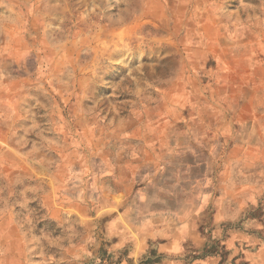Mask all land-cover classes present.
<instances>
[{"label":"rangeland","instance_id":"1","mask_svg":"<svg viewBox=\"0 0 264 264\" xmlns=\"http://www.w3.org/2000/svg\"><path fill=\"white\" fill-rule=\"evenodd\" d=\"M165 212L264 257V0H0V264H149Z\"/></svg>","mask_w":264,"mask_h":264},{"label":"crops","instance_id":"2","mask_svg":"<svg viewBox=\"0 0 264 264\" xmlns=\"http://www.w3.org/2000/svg\"><path fill=\"white\" fill-rule=\"evenodd\" d=\"M151 225L154 226L153 230L148 232L145 238L148 243H154L150 246V249L147 250L149 264H188L186 259H188L189 262L194 261L193 264H237L236 262H238V258H236L234 254L230 259L227 257L226 260L221 256L207 257L205 259L195 257L193 260L187 255H182L183 251L186 252L184 242L187 240V232L193 230V228L191 220L180 217L179 214H167L165 212L157 215L147 228ZM195 233L194 235L197 237L198 231L195 230ZM196 237L192 239L195 241L194 243H196L199 250L207 247L206 241L204 242L202 239H196ZM246 246L247 248L243 249L242 252L243 261L241 264H264V257L257 260L256 251L250 247V244ZM178 253L181 254V256H178ZM170 254L174 255L170 256Z\"/></svg>","mask_w":264,"mask_h":264}]
</instances>
